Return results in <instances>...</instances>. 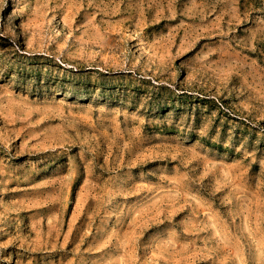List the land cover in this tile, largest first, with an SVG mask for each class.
I'll list each match as a JSON object with an SVG mask.
<instances>
[{
    "label": "rangeland",
    "instance_id": "rangeland-1",
    "mask_svg": "<svg viewBox=\"0 0 264 264\" xmlns=\"http://www.w3.org/2000/svg\"><path fill=\"white\" fill-rule=\"evenodd\" d=\"M0 264H264V0H0Z\"/></svg>",
    "mask_w": 264,
    "mask_h": 264
}]
</instances>
